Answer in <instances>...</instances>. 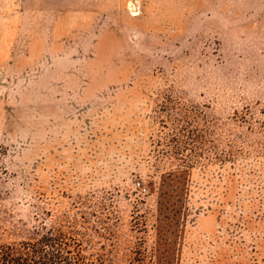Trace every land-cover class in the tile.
<instances>
[{
  "label": "rangeland",
  "instance_id": "obj_1",
  "mask_svg": "<svg viewBox=\"0 0 264 264\" xmlns=\"http://www.w3.org/2000/svg\"><path fill=\"white\" fill-rule=\"evenodd\" d=\"M69 1L0 0V247L264 264V0Z\"/></svg>",
  "mask_w": 264,
  "mask_h": 264
},
{
  "label": "trees",
  "instance_id": "obj_2",
  "mask_svg": "<svg viewBox=\"0 0 264 264\" xmlns=\"http://www.w3.org/2000/svg\"><path fill=\"white\" fill-rule=\"evenodd\" d=\"M53 242V237L45 236L40 242L0 247V264H55L57 255L53 252Z\"/></svg>",
  "mask_w": 264,
  "mask_h": 264
},
{
  "label": "crops",
  "instance_id": "obj_3",
  "mask_svg": "<svg viewBox=\"0 0 264 264\" xmlns=\"http://www.w3.org/2000/svg\"><path fill=\"white\" fill-rule=\"evenodd\" d=\"M59 7V6H57ZM63 9H105L107 7V3L104 0H92V2L89 4L86 0H80L79 2L74 1L70 2L62 6Z\"/></svg>",
  "mask_w": 264,
  "mask_h": 264
}]
</instances>
